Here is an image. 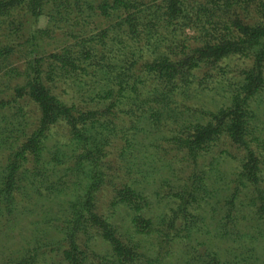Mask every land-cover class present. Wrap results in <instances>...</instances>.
<instances>
[{
    "label": "trees",
    "instance_id": "16d2710c",
    "mask_svg": "<svg viewBox=\"0 0 264 264\" xmlns=\"http://www.w3.org/2000/svg\"><path fill=\"white\" fill-rule=\"evenodd\" d=\"M79 1L0 0V69L18 47L3 26L6 17L21 10L38 19L52 7V27L28 35L24 63L0 90V264H39L47 252L66 264H156L122 234L114 221L120 207L131 213L135 233L153 235L161 249L185 241L188 264L245 262L233 254L228 262L215 239L243 245L255 231L241 222L246 214L264 224V138L252 108L264 92V0H103L98 9ZM91 10L104 20L92 28L85 15ZM255 14L260 22H244ZM114 16L120 24L109 23ZM194 27L200 35L187 38ZM58 32L57 51L39 46ZM231 57L246 63L220 109L176 102L203 76L214 79V69ZM11 77L22 84L12 87ZM26 104L36 109L35 122ZM60 124L66 142L49 143ZM225 141L238 150L240 165L220 200L223 184L209 183L211 154ZM153 147L169 173L156 190L170 203L159 221L147 216L149 197L140 187L148 159L140 152L152 158ZM104 193L109 203L101 211ZM41 207L40 226L32 222L30 237L15 246L16 224ZM204 234L206 241L198 238ZM96 238L107 254L94 249Z\"/></svg>",
    "mask_w": 264,
    "mask_h": 264
},
{
    "label": "rangeland",
    "instance_id": "374dc122",
    "mask_svg": "<svg viewBox=\"0 0 264 264\" xmlns=\"http://www.w3.org/2000/svg\"><path fill=\"white\" fill-rule=\"evenodd\" d=\"M72 3L78 0H69ZM152 1L159 2L160 0H142L143 3H151ZM201 4H208V0H198ZM224 2H227L223 0ZM83 7L85 8H93L98 9L102 4L103 0H80L79 1ZM262 0H253L250 2L249 0H238V4H253V5H261ZM229 4V3H228ZM232 4V2H231ZM78 5V3H77ZM51 11V6H48ZM43 13L38 19H34L30 15H26L23 11H18L8 15L5 19L4 27L8 29L9 35L11 39H14L17 43V52L7 61L3 67L0 69V90L3 91L8 89L4 87L2 83L6 75H9V72L13 68H19L23 63L24 59L22 54L24 53L25 47L23 43L26 42L28 35L30 36L31 32L36 29H47V27H52L50 24L51 13L48 12ZM87 22L90 24V28L97 23H100L103 20L102 16L96 15L93 10L86 12ZM250 17L245 19V23H258L260 19L256 17ZM227 20L231 19L229 16H225ZM109 23L111 24H120V20L117 17L108 18ZM106 27V24H105ZM103 27L102 30L105 28ZM89 28V29H90ZM96 33V32H95ZM190 37H197L200 35L199 30L194 27L192 33L189 32ZM61 37V32L51 34L50 38L47 40H41L39 42V46L47 50L49 53L57 51L59 45H57V38ZM185 35L181 33L179 36V41L182 42L185 39ZM176 42V43H179ZM25 54V53H24ZM246 61L239 57H231L227 59L225 62H222L220 65L214 69L213 76L214 79L209 78L207 76H203L202 79L195 83L192 88L187 90L185 93L186 96H178L176 98V102H178L181 106L187 105L189 107H200L202 109L217 111L220 109L225 103L228 102V97L226 96V91L230 90V86H232L236 81L239 80L238 71L241 72V68L245 66ZM4 68V69H3ZM12 87L15 84H22L20 78L11 77ZM9 91V90H8ZM7 91V92H8ZM184 94V95H185ZM74 100V99H73ZM26 108L28 110V115L31 122H35L38 118V113L36 109L32 105H27ZM252 108L255 111L256 123L258 125V136L260 138H264V92L258 95L252 101ZM53 135L51 136V140L49 143L53 144L56 142H66L68 136V130L66 126L60 124V126H55L51 131ZM119 144H121L119 142ZM231 145H228L227 141L225 143H219L218 146L213 148V153L211 156L213 157L214 162V172L211 174L212 181H219L223 184V193L220 192V200L224 197V193L229 192L230 184L234 179L240 162H239V152L238 150L231 148ZM140 158L146 160L147 159V171L144 173L143 182L140 184L141 190L146 188V195L149 197L150 206L147 210V216L149 218H153L154 220H158L161 215H165L167 213L170 203L167 198L163 196H159L156 194V190L158 186L161 184L162 180L169 176L168 169L163 168V164L165 161L159 154V150H155L154 147L151 148L152 158L149 153L146 154L143 150H141ZM139 153V154H140ZM5 157V152L0 150V167L3 166V159ZM139 157V155H138ZM145 157V158H144ZM150 160H154L150 165L155 168V171L149 170V162ZM109 195L108 193L101 194L99 206L101 207V211H106L109 203ZM52 207H57L53 205ZM45 213V210L41 207L39 210L31 215H28L16 224V228L14 230L13 241L15 242V246H20L23 243L25 237H30L31 230L35 228L31 225L32 222H35V226H40L39 221L42 222V216ZM246 214V213H244ZM241 219V222L247 226H251L253 228L254 234L252 237L245 238L243 245H235L232 244L233 240H229L228 242L219 241L215 239L222 247L223 252L226 255V259L228 262L231 259V254L236 257L245 258V262L235 261V264H264V236L259 238L258 234L260 231V226L264 227V224L256 222L254 220L250 221V215ZM131 213L125 209L124 207H120L114 216V221L119 224L121 232L124 237L128 239L130 237L132 240L135 239V243L140 247V250L143 254H145L149 258H145L147 260H156L158 261L156 264H188L192 261V255L189 254L188 246H186L185 241L174 240L169 243V245L164 246L162 249L159 245L154 241L153 235H139L135 233V230L132 227L131 222ZM159 221V220H158ZM210 229L212 227L210 226ZM209 234L198 235V238L206 241V238ZM255 236H258L257 238ZM0 242H1V234H0ZM208 244V242H207ZM94 249L102 255H105L109 251V247L107 244L101 240V238H96L94 242ZM160 250V257H155V253ZM235 257V258H236ZM231 262V261H230ZM39 264H66L63 258L59 256L55 252H47L39 261ZM191 264H193L191 262ZM200 264V263H194Z\"/></svg>",
    "mask_w": 264,
    "mask_h": 264
}]
</instances>
